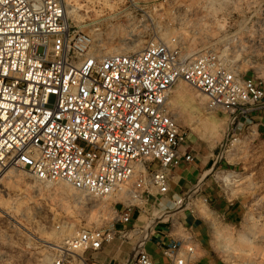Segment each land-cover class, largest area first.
<instances>
[{
    "label": "built area",
    "instance_id": "built-area-1",
    "mask_svg": "<svg viewBox=\"0 0 264 264\" xmlns=\"http://www.w3.org/2000/svg\"><path fill=\"white\" fill-rule=\"evenodd\" d=\"M232 37L218 40L228 44ZM234 53L211 45L189 57L176 36L137 52L102 55L92 36L73 25L65 0H0V179L9 169L27 168L40 182L114 197L109 225L78 228L52 246L49 264H88L84 252L100 251L118 237L130 240L129 233L140 237L126 264H154L145 249L153 224L191 208L195 199L168 196L172 170L193 160L180 151L187 130L171 107L175 86L185 82L207 97L209 110L228 113L232 135L257 134L252 115L264 110V67L261 75L245 76ZM239 140L235 136L231 145ZM237 174L217 168L212 176L222 189ZM203 203L209 207L208 198ZM134 209L145 217L141 226L132 222ZM6 224L10 239L16 219ZM163 254L172 264L200 258L191 233Z\"/></svg>",
    "mask_w": 264,
    "mask_h": 264
},
{
    "label": "rangeland",
    "instance_id": "rangeland-1",
    "mask_svg": "<svg viewBox=\"0 0 264 264\" xmlns=\"http://www.w3.org/2000/svg\"><path fill=\"white\" fill-rule=\"evenodd\" d=\"M222 1L65 0V5L69 6L68 16L73 25L92 36L102 55H109L106 50L110 47L137 46L139 51L148 42L180 36L189 57L211 45L221 48L226 45L235 50L232 61L245 76L261 75L264 0H251V6L248 0ZM225 33L234 34V40L228 44L219 41ZM122 38H125L124 45L120 42ZM170 100H179L181 105L200 100L206 115L219 111L230 122L228 113L209 110L207 97L185 82L175 86ZM177 111L179 124L187 128L186 118L193 113L186 112L184 107ZM227 124L206 120L203 125L206 134L220 141L222 168L238 173L237 181L220 190L225 201L240 206L241 215L233 223L220 220L203 201L199 202V213L210 223L211 249L224 264H264V143L259 139L253 141L256 135L245 138L239 131V135H232ZM235 136L240 140L231 145ZM9 170L0 179V198L14 206L9 214H17V219L43 241L29 235L18 224L9 239L5 226L10 217L3 219L1 211L4 222L0 223V264L9 260L49 264L55 254L49 243L63 245L78 228L106 227L113 218L110 205L114 197L89 196L65 182H40L27 168ZM211 179L216 184L213 176Z\"/></svg>",
    "mask_w": 264,
    "mask_h": 264
},
{
    "label": "crops",
    "instance_id": "crops-1",
    "mask_svg": "<svg viewBox=\"0 0 264 264\" xmlns=\"http://www.w3.org/2000/svg\"><path fill=\"white\" fill-rule=\"evenodd\" d=\"M171 107L177 113V109L186 108V112L193 113L187 117V130L185 141L180 146L182 154H191V162L183 161L172 170L170 191L168 196L190 194L194 199L191 208L174 210L163 218L156 220L150 238L145 243V249L152 257L154 264H172L169 257L163 254V249L173 240L186 239L189 233L197 241L200 258L197 264H224L223 260L211 249V226L208 220L199 213V202L203 198L209 199V208L220 220H228L233 223L238 221L241 215L240 206L237 203L225 201L221 190L211 179V172L221 166L220 141L204 132L206 120L213 123H227L229 132L232 129L228 117L215 111L206 115L204 103L199 100L188 101L181 105L179 100H170ZM253 128L257 130L256 138L264 143V110L252 115ZM182 126V125H181ZM229 126V127H228ZM183 127V126H182ZM216 168V169H217ZM145 217L139 210L132 211V222L138 226L144 224ZM129 225L128 227H130ZM121 228V225L119 226ZM130 240L116 238L105 244L100 251L88 250L84 252L88 264H126L131 258L133 243L140 237L133 233L128 234Z\"/></svg>",
    "mask_w": 264,
    "mask_h": 264
},
{
    "label": "bare ground",
    "instance_id": "bare-ground-1",
    "mask_svg": "<svg viewBox=\"0 0 264 264\" xmlns=\"http://www.w3.org/2000/svg\"><path fill=\"white\" fill-rule=\"evenodd\" d=\"M67 4V3H66ZM71 10H73L72 8H71ZM75 10V9H74ZM66 11H67V14L69 13V12H71V11H69V6L67 7L66 6ZM75 12V11H74ZM132 32V31H131ZM120 42L122 43V45H124V43H125V38L123 39H121L120 40ZM137 42V41H136ZM126 44V43H125ZM134 44V43H133ZM138 44V43H137ZM133 47V46H132ZM130 47V46H127V47H117V48H112V47H110V48H107V50H106V53L107 54H109V55H111V54H115V53H129L128 51L129 50H132L133 52H136L137 50V46H135V47ZM140 50V49H139ZM11 170H9L8 171V173L10 172ZM66 184H68V183H66ZM67 186V185H66ZM14 206H12L10 203H6L4 200H2L1 198H0V212L1 213H3L2 214V216L3 215H5V216H7V217H10V218H12V219H16V222H17V224L22 228V229H24L25 230V232H27L29 235H31L32 237H34L35 239L37 238V239H39V240H42L43 241V239H41V237H37V236H35V235H33L32 234V232H30L29 231V228L25 225V224H23V222H21L20 220H18L17 219V214H14V216H11L9 213H10V211H11V209L13 208ZM30 236V237H31ZM31 237V238H32ZM47 242V241H46ZM49 243V242H48ZM50 245H52V246H58L57 244H52V243H49ZM42 264H43V262H42Z\"/></svg>",
    "mask_w": 264,
    "mask_h": 264
}]
</instances>
